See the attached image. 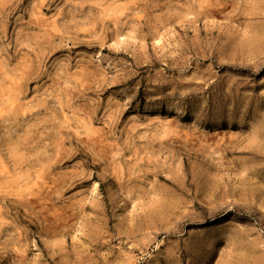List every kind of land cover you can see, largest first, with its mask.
Returning <instances> with one entry per match:
<instances>
[{
    "label": "rangeland",
    "instance_id": "obj_1",
    "mask_svg": "<svg viewBox=\"0 0 264 264\" xmlns=\"http://www.w3.org/2000/svg\"><path fill=\"white\" fill-rule=\"evenodd\" d=\"M0 264H264V0H0Z\"/></svg>",
    "mask_w": 264,
    "mask_h": 264
}]
</instances>
